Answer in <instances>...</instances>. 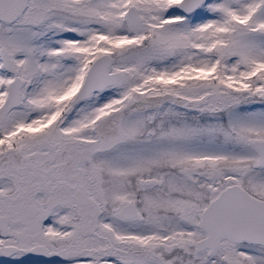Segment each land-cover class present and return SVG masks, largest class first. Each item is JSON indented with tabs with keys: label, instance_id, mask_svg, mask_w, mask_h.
<instances>
[{
	"label": "snow or ice",
	"instance_id": "6c2138e0",
	"mask_svg": "<svg viewBox=\"0 0 264 264\" xmlns=\"http://www.w3.org/2000/svg\"><path fill=\"white\" fill-rule=\"evenodd\" d=\"M0 264H264V0H0Z\"/></svg>",
	"mask_w": 264,
	"mask_h": 264
}]
</instances>
